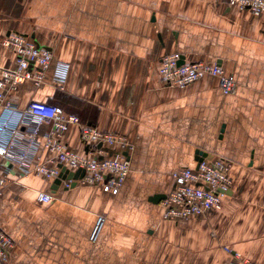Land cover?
<instances>
[{
	"label": "crops",
	"instance_id": "0c3cea01",
	"mask_svg": "<svg viewBox=\"0 0 264 264\" xmlns=\"http://www.w3.org/2000/svg\"><path fill=\"white\" fill-rule=\"evenodd\" d=\"M9 31L69 64L63 90L24 84L12 95L18 107L47 100L133 148L123 152L130 170L117 194L75 184L39 202L37 191L50 188L42 178L8 184L0 198V228L14 244L6 264H232L226 248L264 262V14L219 0H0V38ZM170 53L217 63L236 91L223 94L210 76L164 85L159 61ZM13 61L0 45V65ZM66 138L80 148L76 127ZM197 150L232 162L231 188L218 209L167 221L152 196L196 165Z\"/></svg>",
	"mask_w": 264,
	"mask_h": 264
},
{
	"label": "built area",
	"instance_id": "2783aa9c",
	"mask_svg": "<svg viewBox=\"0 0 264 264\" xmlns=\"http://www.w3.org/2000/svg\"><path fill=\"white\" fill-rule=\"evenodd\" d=\"M223 4L253 15L264 14V0H219ZM0 45L14 54L13 64L0 65V198L8 184L18 183L27 176L45 180L50 188L37 191L39 202H51L58 188L74 184L100 186L117 194L130 170L124 151L132 150V142L123 134L106 132L78 116L66 113L59 105L42 99H30L18 107L12 95L20 86H49L63 90L69 64L53 60L51 51L16 31L4 33ZM177 53L160 58L158 74L164 85L185 88L205 76L217 80L223 94L236 91L234 76L213 62L178 63ZM78 129L80 148L67 141L71 127ZM232 162L219 156H204L194 167H184L171 174L172 184L161 200L163 215L179 220L203 215L218 209L230 190ZM83 170L79 178H62V169ZM60 179L56 189L51 185ZM103 221L97 219L90 239L95 241ZM13 239L0 228V264H6L13 248ZM235 258L232 264H258L241 253L226 248ZM261 264H264L261 263Z\"/></svg>",
	"mask_w": 264,
	"mask_h": 264
},
{
	"label": "water",
	"instance_id": "95a60500",
	"mask_svg": "<svg viewBox=\"0 0 264 264\" xmlns=\"http://www.w3.org/2000/svg\"><path fill=\"white\" fill-rule=\"evenodd\" d=\"M183 62H184L183 56H179L178 63L181 64ZM196 153H197V161L201 160L202 157L205 156V154L202 151H200V150H197ZM83 174H84V171L81 170V169L80 170H77L75 172H69V171H67L66 169L63 168L62 169V175L61 176H62V178H71L72 177V178L76 179V178L82 177ZM59 183H60V179L57 178L56 180H54V183L51 185V188L52 189H56L57 188V185ZM164 197H165V194H156V195L152 196V200L153 201H158L160 199H164Z\"/></svg>",
	"mask_w": 264,
	"mask_h": 264
},
{
	"label": "rangeland",
	"instance_id": "374dc122",
	"mask_svg": "<svg viewBox=\"0 0 264 264\" xmlns=\"http://www.w3.org/2000/svg\"><path fill=\"white\" fill-rule=\"evenodd\" d=\"M2 47V46H1ZM2 48H4V47H2ZM6 49V48H5ZM2 164V162H1V160H0V165ZM231 170V169H230ZM161 208H162V206H161ZM162 217L164 218V219H167V221L169 220V221H181V220H183L185 223H187V222H189V221H187V220H189L190 218H184V219H179V220H171V219H168V218H165L164 217V215H163V208H162ZM184 225V224H183Z\"/></svg>",
	"mask_w": 264,
	"mask_h": 264
}]
</instances>
